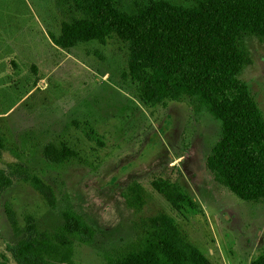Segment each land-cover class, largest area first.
Returning <instances> with one entry per match:
<instances>
[{"label": "rangeland", "instance_id": "1", "mask_svg": "<svg viewBox=\"0 0 264 264\" xmlns=\"http://www.w3.org/2000/svg\"><path fill=\"white\" fill-rule=\"evenodd\" d=\"M125 13L166 2L113 0ZM77 0H0V168L37 176L47 197L15 179L0 194V256L27 234L49 235L65 214L90 226L89 242L71 235V264H107L143 249L164 219L211 264H251L264 250V199L235 195L207 166L221 121L195 102L151 105L129 76L130 45L103 40L55 44L63 23L82 18ZM240 78L264 116V40L247 35ZM178 186L195 211L178 212L158 191ZM7 210L16 221L14 228Z\"/></svg>", "mask_w": 264, "mask_h": 264}, {"label": "trees", "instance_id": "2", "mask_svg": "<svg viewBox=\"0 0 264 264\" xmlns=\"http://www.w3.org/2000/svg\"><path fill=\"white\" fill-rule=\"evenodd\" d=\"M77 5L83 17L63 23L55 44L69 48L110 33L127 41L129 76L139 82L142 100L151 105L188 100L219 119L221 138L207 157V168L241 199H264V116L240 78L244 38L255 34L264 40V0H197L188 8L158 2L137 13L119 10L113 0H77ZM4 147L0 136V151ZM15 179L29 181L46 197L50 192L26 170L0 168V194ZM155 187L176 211L194 214V201L178 186L163 182ZM7 214L16 228L13 213ZM64 221L61 232L52 235L28 223L25 237L7 245L15 263L71 264L67 236L89 242L92 232L79 215L68 212ZM161 224L143 249L107 264H211L169 221ZM7 262L2 254L0 264ZM251 264H264V250Z\"/></svg>", "mask_w": 264, "mask_h": 264}]
</instances>
